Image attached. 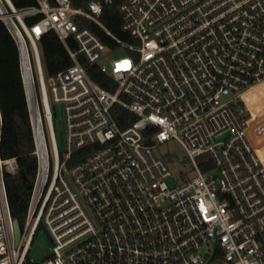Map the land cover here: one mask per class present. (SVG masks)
Returning <instances> with one entry per match:
<instances>
[{"label":"built area","instance_id":"built-area-1","mask_svg":"<svg viewBox=\"0 0 264 264\" xmlns=\"http://www.w3.org/2000/svg\"><path fill=\"white\" fill-rule=\"evenodd\" d=\"M36 2L0 0L24 44L38 163L17 242L5 176L19 167L1 157L0 109V264H213L219 251L222 264H264V0ZM111 7L123 37L102 20ZM48 32L73 64L46 78ZM171 140L188 158L177 175L156 153ZM39 227L52 242L41 262L30 256Z\"/></svg>","mask_w":264,"mask_h":264},{"label":"trees","instance_id":"trees-1","mask_svg":"<svg viewBox=\"0 0 264 264\" xmlns=\"http://www.w3.org/2000/svg\"><path fill=\"white\" fill-rule=\"evenodd\" d=\"M16 9H23L37 5L36 0H10ZM40 17L28 19L29 26L36 23ZM106 26L117 36L120 32V15L114 7L108 8L102 17ZM76 49L74 43H70ZM42 64L45 75L51 77L59 71L73 64L69 52L54 32L44 34L39 41ZM80 61L88 71L89 76L106 89H111L110 79L100 72L96 65H90L80 56ZM114 88V86H113ZM0 109L2 114L1 157L3 159L16 158L18 173L6 175L10 212L13 220L22 230L33 185L37 175L36 145L26 97V91L21 71L20 49L3 21L0 20ZM120 117L126 118L128 112L121 110ZM122 127L126 122H120ZM264 160L262 149L259 150ZM41 227L35 233L34 239ZM26 264L30 263L27 258ZM213 264H222V253L219 251Z\"/></svg>","mask_w":264,"mask_h":264},{"label":"rangeland","instance_id":"rangeland-1","mask_svg":"<svg viewBox=\"0 0 264 264\" xmlns=\"http://www.w3.org/2000/svg\"><path fill=\"white\" fill-rule=\"evenodd\" d=\"M124 50H119L114 55L115 57L125 56ZM48 75H46V78ZM53 124H54V131L56 136V141L60 150H63L64 140H65V128L63 122V111L59 106H53ZM156 153L159 156L164 158H171L174 160L172 165V170L175 175L178 174L180 171L183 162L188 160L186 152L182 145L175 140L168 141L156 147ZM264 154V151H263ZM197 162L200 164L202 159H197ZM193 175L190 174V177ZM52 247V242L44 229H40L35 237V241L30 253L31 258H33L37 262H41L46 258L49 254V249Z\"/></svg>","mask_w":264,"mask_h":264},{"label":"water","instance_id":"water-1","mask_svg":"<svg viewBox=\"0 0 264 264\" xmlns=\"http://www.w3.org/2000/svg\"><path fill=\"white\" fill-rule=\"evenodd\" d=\"M0 20L4 22V24L6 25V27L8 28L9 32L11 33V35L13 36V38L15 39V41L17 42L18 46H19V49L22 53V56L24 57L25 59V55H24V44H23V40H22V37L15 25V23L13 22L12 19H10V23L11 24H14V32H12V30L10 29L8 23H7V20L5 19L4 17V14L1 13L0 14ZM25 85V83H24ZM25 90H26V85H25ZM26 94H27V90H26ZM14 229H15V237H16V241L18 242L19 238H20V234H21V229L18 225V223H14Z\"/></svg>","mask_w":264,"mask_h":264},{"label":"bare ground","instance_id":"bare-ground-1","mask_svg":"<svg viewBox=\"0 0 264 264\" xmlns=\"http://www.w3.org/2000/svg\"><path fill=\"white\" fill-rule=\"evenodd\" d=\"M2 9V5L0 4V10ZM4 17H5V19L7 20V23H8V25H9V27H10V29L12 30V32H14V24H11L10 23V18H9V16H6V14H4ZM26 82H27V88H28V92H29V96L31 97V94H30V84H31V81L29 80V78H28V76H27V74H26ZM33 95V94H32ZM33 111H34V114H35V110H34V108H33ZM260 154V153H259ZM260 156H261V154H260ZM262 158V157H261ZM263 159V158H262Z\"/></svg>","mask_w":264,"mask_h":264},{"label":"crops","instance_id":"crops-1","mask_svg":"<svg viewBox=\"0 0 264 264\" xmlns=\"http://www.w3.org/2000/svg\"><path fill=\"white\" fill-rule=\"evenodd\" d=\"M263 151H264V149H262V154H263ZM264 155V154H263Z\"/></svg>","mask_w":264,"mask_h":264}]
</instances>
